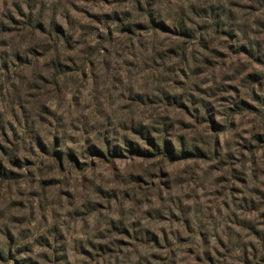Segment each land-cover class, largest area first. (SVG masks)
Segmentation results:
<instances>
[{
  "label": "rangeland",
  "instance_id": "obj_1",
  "mask_svg": "<svg viewBox=\"0 0 264 264\" xmlns=\"http://www.w3.org/2000/svg\"><path fill=\"white\" fill-rule=\"evenodd\" d=\"M0 264H264V0H0Z\"/></svg>",
  "mask_w": 264,
  "mask_h": 264
},
{
  "label": "trees",
  "instance_id": "obj_2",
  "mask_svg": "<svg viewBox=\"0 0 264 264\" xmlns=\"http://www.w3.org/2000/svg\"><path fill=\"white\" fill-rule=\"evenodd\" d=\"M31 25H32V27L35 28V29H37V27H40V26H39V23H36V24L31 23ZM56 35H57V36H58V35H62V31L60 30V28H57V30H56ZM55 80H57V79H56V76L54 77V81H55ZM147 137H148V140H149V139H150V135H148ZM148 145H149V144H148ZM151 146H155V144H153V145L151 144ZM146 153H148V152L146 151ZM165 153L171 154V153H170V148H167V147L165 146ZM182 153L184 154V152H182Z\"/></svg>",
  "mask_w": 264,
  "mask_h": 264
}]
</instances>
